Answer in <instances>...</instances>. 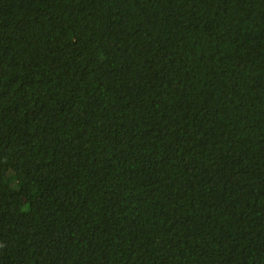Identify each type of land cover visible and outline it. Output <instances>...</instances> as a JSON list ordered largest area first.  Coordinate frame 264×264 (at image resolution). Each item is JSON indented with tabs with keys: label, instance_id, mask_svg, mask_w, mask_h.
I'll list each match as a JSON object with an SVG mask.
<instances>
[{
	"label": "trees",
	"instance_id": "16d2710c",
	"mask_svg": "<svg viewBox=\"0 0 264 264\" xmlns=\"http://www.w3.org/2000/svg\"><path fill=\"white\" fill-rule=\"evenodd\" d=\"M0 264H264V0H0Z\"/></svg>",
	"mask_w": 264,
	"mask_h": 264
}]
</instances>
